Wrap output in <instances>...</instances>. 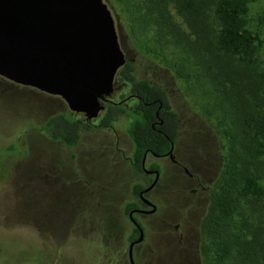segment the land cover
Segmentation results:
<instances>
[{
  "label": "rangeland",
  "instance_id": "obj_1",
  "mask_svg": "<svg viewBox=\"0 0 264 264\" xmlns=\"http://www.w3.org/2000/svg\"><path fill=\"white\" fill-rule=\"evenodd\" d=\"M107 2L127 57L134 59L136 75L166 89L181 119L180 157L207 187L199 189L196 182L189 185L199 189L195 195L187 190L179 194L177 186L186 179L173 180L172 166L165 167L153 193L158 212L138 215L146 223V240L136 247L135 262L202 264L201 226L230 151V116L215 109L218 102L207 81L195 73L189 81L180 78L161 59L141 51L129 37L121 7ZM172 12L183 22L174 7ZM246 18L248 26L260 34L259 66L264 69V0H249ZM129 87L127 83L123 89ZM119 93L111 98L117 100ZM68 109L60 96L18 86L0 76V264H93L87 252L99 253L102 229L115 235L113 242L126 245V234L133 227L125 204L138 202L135 184L149 182L148 175L125 159L134 151L127 135L133 118L121 116L106 128H84L80 141L69 147L38 130L48 117ZM259 172L264 187V166ZM258 201L255 207L264 221V195ZM180 221L183 238L178 241L180 232L173 227Z\"/></svg>",
  "mask_w": 264,
  "mask_h": 264
},
{
  "label": "trees",
  "instance_id": "obj_2",
  "mask_svg": "<svg viewBox=\"0 0 264 264\" xmlns=\"http://www.w3.org/2000/svg\"><path fill=\"white\" fill-rule=\"evenodd\" d=\"M112 1L121 7L129 37L141 51L161 59L180 78L189 81L195 73L207 81L218 102L215 109L230 116V151L201 226L202 264H264V221L255 207L264 195L259 172L264 166V69L259 66L260 34L247 24L249 0ZM135 70L133 62H126L117 74L142 99L130 108L108 104L98 125L106 128L121 116L133 118L127 135L134 145V167L141 169L145 152L164 153L170 145L153 127L160 102L166 123L157 128L168 132V122L179 128L180 119L166 89L138 78ZM94 127L83 114L68 109L48 117L38 130L74 147L82 130ZM138 189L135 185L134 191ZM89 251L88 260L98 264L97 254Z\"/></svg>",
  "mask_w": 264,
  "mask_h": 264
},
{
  "label": "water",
  "instance_id": "obj_3",
  "mask_svg": "<svg viewBox=\"0 0 264 264\" xmlns=\"http://www.w3.org/2000/svg\"><path fill=\"white\" fill-rule=\"evenodd\" d=\"M126 62L107 0H0V76L60 96L89 120L105 109Z\"/></svg>",
  "mask_w": 264,
  "mask_h": 264
},
{
  "label": "flooded vegetation",
  "instance_id": "obj_4",
  "mask_svg": "<svg viewBox=\"0 0 264 264\" xmlns=\"http://www.w3.org/2000/svg\"><path fill=\"white\" fill-rule=\"evenodd\" d=\"M120 43H121L123 50L125 52L124 45H123L121 39H120ZM125 54H126V52H125ZM126 57H127V54H126ZM133 60H131L127 57V62H133ZM135 74H136V70H135ZM2 78H4V77H2ZM140 79H143V78H140ZM6 80H8V79H6ZM8 81H10V80H8ZM10 82H12V81H10ZM12 83L16 84L18 86H24V85H20V84L14 83V82H12ZM127 83H129V82L121 80L120 74H117L115 92L116 91L120 92L118 94V99L114 100L113 98L110 97V99L108 101H105L104 102L105 109L101 112L100 116L97 119L89 120L83 114L85 116L86 120L88 122L92 123L94 126L98 127L100 117H101L102 113L107 109L108 104H113V103H115L117 105L124 104L126 107L130 108V107H133L136 104V102L141 100L142 97L140 96V94L137 91H135L133 89L132 83H129V84H131V87L123 89V86L126 87ZM24 87H28V86H24ZM115 92H114V94H115ZM131 100H134L136 102L131 103L130 102ZM162 106H163V103L160 102L158 110H157V117H158L159 121L157 122V124H154L153 127L155 129H158L159 132H161L165 135V137L169 140L170 145L164 153H159V152H155V151L145 152L144 157L142 159V163H141V169H136L134 167V160L132 157L133 153L130 154L129 156L125 155V159L127 160V162L129 164H131L136 171L143 172L146 175H148L149 182L147 183V185L135 184V185L139 186L138 191H134L135 185L133 187V193L137 197L138 202H135L134 200L133 201L129 200L125 204V209H126L127 205L129 203H131V206L129 208V211L127 212V215L129 217V219L132 223V227H133L132 230L129 231L130 233L128 232L126 234V236H127L126 245L122 246L121 244H119V242L118 243L113 242L112 238H114L115 235L113 234L111 237L109 235L108 231L104 232L102 229L101 232L103 234L104 233L105 234L102 235L101 232L99 233V238H98L99 253L97 254V259L99 262L98 264H126V263L131 264L130 255H129L130 244L132 242H135L134 250H133V255H134L135 252L137 253L136 247L139 244L144 243L146 240V234L144 231V229L146 228V223L143 219L139 218L138 215L140 217H142V216L144 217V216L158 212V210H159L158 199L154 196L153 193L156 190V188L160 182V179L162 177V173L165 171V167L167 168V165H170V167L172 166L171 167L172 169H170V170L173 172V174H172L173 180H177L178 177L186 179L187 185L185 182V184L181 183L179 186H177L179 194H181L182 191L187 190L186 192L189 191V193H191L192 195H195L199 191V189H202V190L207 189V187L203 185L201 177L196 172V170L191 169L189 164L186 163L185 159L183 157H180V154H179V152H180V145H179L180 144V127H181L180 116H179V119H180L179 128H176L175 124H173L172 122H170V123L168 122V124H165L166 125L165 128L167 129L168 132H164L161 128H157L156 125L163 126L164 123H166L165 120L163 118H161L160 112H159V110L161 109ZM80 114H82V113H80ZM96 121H98L97 124H96ZM174 134H175V138L173 137ZM117 144H118V142H117ZM192 145L195 146L196 144H192ZM195 148H196V146H195ZM117 149L120 151H123L120 147H117ZM151 157H153L155 159L151 163H148V160ZM187 177H189V178L187 179ZM156 178H158V179H156ZM196 182H197V184H199V189L196 187H192V188L189 187V185H196ZM152 185H153V187L151 189H149L148 191H145L146 189H148ZM180 208L182 209L181 206H180ZM178 211H180V209L177 210V212ZM130 214L133 215V218H131ZM177 215H178V213H176L174 215V217ZM142 230L144 232L143 238L139 242H137L141 238V231ZM173 230L175 232H180L181 221L177 222L174 225ZM126 236H125V238H126ZM182 238H183V233L180 232V236H179L178 241H181ZM149 251H153V248L150 247ZM134 260H135V258H134ZM135 263L137 264V262H135Z\"/></svg>",
  "mask_w": 264,
  "mask_h": 264
}]
</instances>
